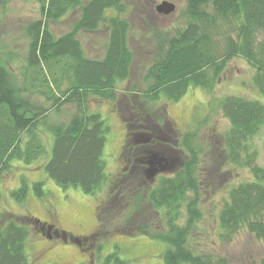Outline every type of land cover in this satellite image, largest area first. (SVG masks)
Returning <instances> with one entry per match:
<instances>
[{
    "label": "trees",
    "instance_id": "obj_1",
    "mask_svg": "<svg viewBox=\"0 0 264 264\" xmlns=\"http://www.w3.org/2000/svg\"><path fill=\"white\" fill-rule=\"evenodd\" d=\"M9 1L0 0V5ZM37 2L40 16L25 28L29 40L22 72L25 81L18 83L0 59V178L11 169L13 160L29 164L47 151L37 131L40 124L48 122V115L38 104L22 96V91L28 89L22 87L29 83L34 87L32 82L36 81L39 84L36 93L45 100L75 99L78 104L66 124L49 126L54 141L43 165L46 174L60 187H79L86 194H94L106 181L117 185V177L114 180L108 178L101 157L108 126L99 112L88 110L85 99L89 95L113 99L117 82L129 79L133 59L129 45L130 25L121 15L126 9V1ZM73 13L77 16L72 29L55 36L49 22ZM184 15L187 21L181 29L166 35L158 32L154 36L157 44L154 45L153 60L143 74L146 84L143 89L133 86L131 90L137 99L136 105H131L136 117L129 122L124 119L126 143L131 144L138 131H147L148 137L149 130L161 129V120L163 124L167 123L157 117L150 124L146 108L139 107L143 101L152 102L159 96L177 100L190 87L209 89L230 58L242 57L253 67V83L264 93V41L258 39L264 33V0H188ZM102 27L106 32L103 56L87 57L76 34L79 30L94 32ZM220 41H223L222 49ZM62 80L67 81L65 90L57 87ZM55 89L66 97L60 100L54 94ZM221 110L231 124L223 146L227 158L248 167L253 180L242 181L228 189L219 212V239L229 242L232 235L246 229L264 243V168L255 163L256 152L251 150L250 143V138L264 123V106L255 100L230 96L222 100ZM194 138V132L185 133L181 143L187 149V160H182L179 169L169 176H161L151 187L145 185L143 178L158 169L159 151L169 149V146L157 137L137 145L139 154L125 158L130 170L127 175L129 185L117 196L123 204L110 197L109 201L97 206L98 216L102 219L104 214L112 218L123 215L124 220L148 202L150 211H163L167 228L153 232L147 223L139 227L150 238L166 244L162 254L165 264H230L225 256L195 252L189 245L193 222L201 217L197 204L202 172L200 151L192 142ZM170 149L176 150L171 145ZM123 150L128 151L127 144ZM181 151L176 150L180 157ZM149 160L155 163L148 164ZM163 163L161 160L160 164ZM133 174L142 183L137 187L130 184L129 178ZM28 189L27 181L22 178L11 194L21 201L26 198ZM32 189L36 196H44L42 181H34ZM182 206L188 213L186 225L177 221ZM12 213L8 209L0 211V264H26L27 222L17 221ZM21 218L31 223L36 221L30 215ZM158 220H161L159 215ZM131 231L129 233H136ZM105 262L127 264L118 256V247L107 255Z\"/></svg>",
    "mask_w": 264,
    "mask_h": 264
},
{
    "label": "rangeland",
    "instance_id": "obj_2",
    "mask_svg": "<svg viewBox=\"0 0 264 264\" xmlns=\"http://www.w3.org/2000/svg\"><path fill=\"white\" fill-rule=\"evenodd\" d=\"M125 1L126 9L121 15L130 25L129 45L133 53L129 79L117 82L113 99H99L94 95L85 99L88 110L99 112L108 126L101 157L108 178L112 177L114 180L117 177V185L106 181L94 194H86L79 187H60L46 174L43 165L50 155L48 153L54 141L49 126L66 124L78 104L75 99L64 102L45 100L36 93L39 85L36 81L32 82L34 87H30V83L22 87L28 88L22 91V96L38 104L48 115V122L40 124L37 131L46 153H41L39 158L29 164L13 160L11 169L0 178V211L8 209L13 212L17 221L27 222L29 235L25 243L26 264H113L106 263L105 259L116 247L118 256L126 260L127 264H165L162 254L166 244L150 238L139 227L140 224L147 223L150 231L165 230L167 226L163 211H150L151 207L145 202L143 208L140 207L127 219L123 220V215L112 218L105 214L101 219L97 206L109 201L110 197L123 204L117 196L129 185L127 175L130 170L127 169L125 158L139 154L137 145H144L135 141L138 138L136 136L131 139V144L125 142L124 119L127 118L129 122L136 117L131 105H136L137 99L131 90L133 86L143 89L146 84L143 74L153 60L154 45L157 44L154 36L158 32L171 34L185 25L187 18L184 10L188 0H166L174 5L168 13L156 10V5L162 0ZM39 16L37 0H10L0 5V59L20 84L25 81L22 72L29 43L25 28ZM76 16V13L66 14L58 21L49 22L53 34L59 36L70 31ZM76 37L87 57L103 56L106 39L103 27L94 32L79 30ZM258 39L264 41V33ZM219 47L223 48V41L219 42ZM254 74L255 70L244 58L233 57L226 61L211 88L190 87L177 100L159 96L155 101H143L139 106L146 108L150 124L157 117L167 122L163 124L160 121L158 127L161 129H156L155 132L163 135L158 138L168 144L169 149L171 145L176 150H182V157L179 152L176 154H179V162L174 167L164 168L158 165L153 173L144 176L143 182L147 186L156 185L161 176L171 175L174 170L179 169L182 160H187V149L181 142L185 133L194 132L192 142L200 151L199 168L202 172L200 201L197 204L201 217L193 222L195 225L191 229L189 245L195 252L208 253L214 257L225 256L230 264H264V243L246 229H240L232 235L229 242L224 243L219 239V212L228 189L242 181L253 180L248 167L228 160L227 151L223 149L231 124L221 110V102L226 97L237 96L258 101L264 106V93L254 85ZM57 87L65 90L67 81L62 80ZM54 94L60 100L66 97V94L61 95L56 89ZM250 143L251 150L256 152L255 163L264 168V123L250 138ZM126 144L128 151L125 152L123 147ZM159 153L168 165L175 160L168 152ZM162 161L164 162L163 159ZM22 178L27 181L29 189L26 198L18 201L11 191L21 184ZM129 179L130 184L135 187L142 184L137 181L136 174ZM34 181L43 182L44 196L35 195L32 189ZM180 209L177 221L186 225L187 210L184 206ZM24 215L34 217L36 221L31 223L21 220ZM131 230L136 233H129ZM50 233L51 237L48 236Z\"/></svg>",
    "mask_w": 264,
    "mask_h": 264
},
{
    "label": "flooded vegetation",
    "instance_id": "obj_3",
    "mask_svg": "<svg viewBox=\"0 0 264 264\" xmlns=\"http://www.w3.org/2000/svg\"><path fill=\"white\" fill-rule=\"evenodd\" d=\"M155 128H153V129H151V130H149L148 131V137H147V131H138V132H136L135 134H134V137L136 136V137H138L135 141L136 142H142V143H147V142H149V141H151L152 140V138L153 137H159V138H161L160 136H162L163 135V133H159V132H155ZM158 130V129H157ZM160 131V130H159ZM145 134V135H144ZM133 137V138H134ZM164 144V143H163ZM163 152H168L169 154H171V155H173L174 156V158H175V160H173L171 163H170V165H168V164H166V163H164L163 164V166L164 167H166V166H168V167H170V166H174L176 163H178L179 162V159H177V156L178 155H176L177 154V152H176V150H170V149H165ZM173 158V159H174ZM54 235H57V233H53ZM49 237H51L52 235H51V233L48 235ZM61 237V236H60ZM62 238V237H61Z\"/></svg>",
    "mask_w": 264,
    "mask_h": 264
},
{
    "label": "water",
    "instance_id": "obj_4",
    "mask_svg": "<svg viewBox=\"0 0 264 264\" xmlns=\"http://www.w3.org/2000/svg\"><path fill=\"white\" fill-rule=\"evenodd\" d=\"M174 5L166 0H162V2H160L159 4L156 5V10L157 12L160 13H168L169 11H171L173 9ZM154 161L153 160H149L148 164H153ZM153 173V172H152Z\"/></svg>",
    "mask_w": 264,
    "mask_h": 264
}]
</instances>
